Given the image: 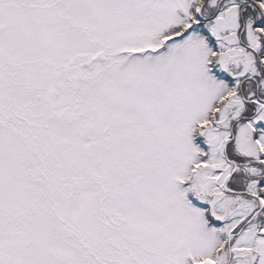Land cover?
<instances>
[{
  "label": "snow or ice",
  "instance_id": "1",
  "mask_svg": "<svg viewBox=\"0 0 264 264\" xmlns=\"http://www.w3.org/2000/svg\"><path fill=\"white\" fill-rule=\"evenodd\" d=\"M0 264H264V0H0Z\"/></svg>",
  "mask_w": 264,
  "mask_h": 264
}]
</instances>
